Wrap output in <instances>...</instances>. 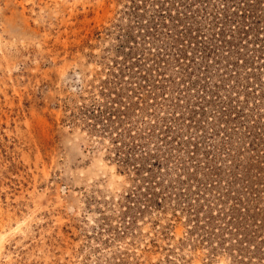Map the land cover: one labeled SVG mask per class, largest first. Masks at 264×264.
Returning a JSON list of instances; mask_svg holds the SVG:
<instances>
[{"label":"rangeland","instance_id":"1","mask_svg":"<svg viewBox=\"0 0 264 264\" xmlns=\"http://www.w3.org/2000/svg\"><path fill=\"white\" fill-rule=\"evenodd\" d=\"M0 264H264V0H0Z\"/></svg>","mask_w":264,"mask_h":264}]
</instances>
